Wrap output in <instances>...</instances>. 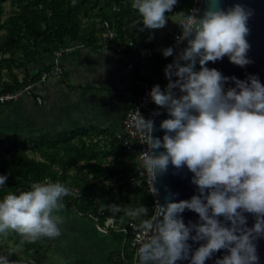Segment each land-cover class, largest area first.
<instances>
[{"label":"clouds","instance_id":"1","mask_svg":"<svg viewBox=\"0 0 264 264\" xmlns=\"http://www.w3.org/2000/svg\"><path fill=\"white\" fill-rule=\"evenodd\" d=\"M177 3L132 0L142 24L139 31L149 30L151 39L171 20L180 29L177 45L186 42V47L175 53L172 47L161 49L164 57L174 56L164 67L167 83L163 89L152 85L148 93L167 113L159 123L162 137L153 135L158 130L154 118H145L138 108L133 109L131 125L146 146L135 162L146 174L150 193L159 195L154 187L157 176L171 165L192 173L196 194L176 200L177 194L166 189L165 203L157 200L151 212L143 203L110 204L109 210L130 218L139 233L137 264H205L221 250L226 254L215 264H259L255 241L264 237V84L254 74L241 80L207 67L225 56L240 67L252 62L246 39L252 10L239 3L225 8L222 0H205L202 14L199 8L173 12ZM228 81L234 86L226 87ZM160 114L154 110L152 117ZM6 181L7 175H0V188ZM70 194L63 183L51 180L6 192L0 199V235L11 230L22 239L0 255V264H17L9 257L25 242L58 237L64 223L62 198ZM185 210L195 212L198 220L186 224ZM245 213L254 217L251 227ZM189 241L203 243L193 249Z\"/></svg>","mask_w":264,"mask_h":264},{"label":"trees","instance_id":"2","mask_svg":"<svg viewBox=\"0 0 264 264\" xmlns=\"http://www.w3.org/2000/svg\"><path fill=\"white\" fill-rule=\"evenodd\" d=\"M6 1H9L8 11H5ZM191 1L178 0L173 12L187 11ZM131 3L132 0H0V92L16 91L35 81L38 74L32 76L28 65L39 55L71 44L94 46L102 40L106 26L115 31L119 40L131 37L136 49L156 46L160 42L159 30L151 34V39L149 30L139 31L142 24L138 23L139 15ZM134 64L138 77L150 85L167 82L161 56L137 60ZM14 68L24 70L21 81ZM5 75L9 80L4 79ZM133 165V153L125 151L107 130L90 128L24 138L0 130V175H7L6 189L0 199L8 191L27 190L33 182L60 181L71 190L69 196L62 198L66 211L102 224L97 209L105 206L108 215L124 224L130 218L123 213L113 215L110 204L130 207L143 203L150 211L153 202L149 191L128 183ZM107 181L113 186H105ZM74 188L79 191L78 197L72 194ZM115 189L120 194L119 200L114 197ZM21 239L11 230L6 236L0 235V255L20 245ZM9 240L11 244L7 243ZM49 250L43 239L34 244L25 242L20 246V254L9 259L17 264H48ZM111 261L130 264L127 244L124 253L116 252Z\"/></svg>","mask_w":264,"mask_h":264},{"label":"crops","instance_id":"3","mask_svg":"<svg viewBox=\"0 0 264 264\" xmlns=\"http://www.w3.org/2000/svg\"><path fill=\"white\" fill-rule=\"evenodd\" d=\"M69 47L72 49L60 57L62 74H49L44 81L39 79L53 66V53L32 60L28 71L32 76L38 74L32 81L33 92L0 103V130L20 138L90 128L117 134L129 102L141 90L135 61L102 40L94 46L79 43ZM13 71L21 81L24 70ZM36 96L42 98L41 104ZM60 214L64 218L61 234L42 238L50 247L48 264H112V255L127 244L121 232L103 233L95 221L64 208Z\"/></svg>","mask_w":264,"mask_h":264},{"label":"built area","instance_id":"4","mask_svg":"<svg viewBox=\"0 0 264 264\" xmlns=\"http://www.w3.org/2000/svg\"><path fill=\"white\" fill-rule=\"evenodd\" d=\"M200 4V0H192L191 5L187 9H193L198 8ZM178 12V11H174ZM170 29L168 33H166L162 40L153 47H135L134 41L131 37H126L124 40H119L117 38V35L114 30L106 26L104 32L102 33V43H104L107 46H112L116 51L118 52H125L127 54V57L131 61L136 60H144L147 58H153L155 55H159L164 60L163 69L166 64H169L173 61L174 56L164 57L161 54V49L164 47H172L174 49V53L180 51V48L182 47L183 43L177 45L176 43V36L179 35L180 29L176 24L173 22H170ZM176 26V28H174ZM71 47H65V48H58L53 52L54 55V64L53 66L44 72H42L40 81H44L45 78L49 74H55V75H61L62 74V68L60 67V57L64 52H68L71 50ZM136 49L135 52L133 50ZM155 81L158 82V79L155 78ZM167 83V82H166ZM162 84L160 85L163 89L166 85ZM139 84L141 86V90L134 96V98L129 102L127 109L124 112L122 121H121V128L115 135V137L118 139L121 146L124 148L127 152H132L134 155V165L132 167L131 173L128 176V183L136 188H144L147 191H151L150 187L146 183V174L141 173L142 170H137L138 166L135 162V157L138 153L145 150L146 146L142 143H139V134L135 132L134 127L131 125V115L133 112V109H139L141 114L145 118H152L153 111H158L160 108H158L157 105H155L151 98L149 97L148 93L152 85L147 80H139ZM35 83L31 82L27 85L23 86V88L12 91V92H0V103L9 102L12 100L18 99L22 94H32L33 87ZM36 102L38 104H41L42 98L40 96L35 97ZM106 183V182H105ZM6 189V186L4 185L3 188H0V194ZM72 194L74 197L79 196V191L77 188H74L72 190ZM157 200L153 196V202L150 205V212L155 207V202ZM97 213L99 216L103 219L102 224L97 223V228L103 233H109L111 231L121 232L126 236V243L128 250L131 254V262L130 264H137V258H136V246H135V240L136 237L139 235L137 231H135L131 226V221L128 220L124 224H120L114 217L111 215H108L107 209L105 206H99L97 209ZM117 228L121 229L120 231H117ZM126 229V231H124ZM55 264H79L77 262H63V263H55Z\"/></svg>","mask_w":264,"mask_h":264},{"label":"water","instance_id":"5","mask_svg":"<svg viewBox=\"0 0 264 264\" xmlns=\"http://www.w3.org/2000/svg\"><path fill=\"white\" fill-rule=\"evenodd\" d=\"M235 3H239L252 10V15L247 22L249 33L246 37L250 45L247 56L252 62L244 67H240L231 63L228 57L225 56L222 60H218L215 63L209 62L207 67L217 69L224 76H235L237 79L241 80H246L248 75L254 74L258 77L261 84H264V0H222V7H230ZM198 8L201 10L202 14L203 10L206 8L205 0H200ZM184 47H186V42L183 43L180 50ZM196 69H199V64L196 65ZM225 86L230 87L234 85L232 81H228ZM158 111L161 114L152 117L154 118L158 129L153 135L162 137L163 130H159V123L162 119L167 118V113L162 108ZM161 151H163V149H161ZM191 176L192 173L186 168L177 170L169 165L166 173L157 176L154 187L158 189L159 195L154 196L155 199L159 200L161 204H164L167 191L176 193L177 195L173 197L176 200L190 198L193 194H196V186L190 183ZM182 216L186 224L189 220L193 222L198 220V215L190 210H185L182 213ZM245 216L247 217V226L251 227L254 223V217L248 213H245ZM189 243L192 245V248L195 249L199 246V243H203V241H189ZM255 243L257 255L259 257V264H264V237L258 238ZM123 253L124 248L122 249V254ZM224 254H226V250L214 253L211 259L205 261V264H215V260ZM177 264H189V261L181 260L177 261Z\"/></svg>","mask_w":264,"mask_h":264},{"label":"rangeland","instance_id":"6","mask_svg":"<svg viewBox=\"0 0 264 264\" xmlns=\"http://www.w3.org/2000/svg\"><path fill=\"white\" fill-rule=\"evenodd\" d=\"M4 6H5V11H8V9H9V1H6L5 3H4ZM6 16V12H5V14L3 15V17H5ZM170 22H171V20H169L168 21V23H167V25H166V27H164L163 29H160L159 30V36H158V40H162L161 38L166 34V33H168V31H169V29H170ZM162 34V37L160 36ZM95 182H98V180H96ZM105 186H107V187H111V186H113V183L111 182V181H107V183H105ZM115 187V186H114ZM114 197L116 198V199H120V194H119V192H117V190L115 189L114 190ZM7 243L8 244H11V241L9 240V241H7ZM18 254H20V247H19V250H18V252H17Z\"/></svg>","mask_w":264,"mask_h":264}]
</instances>
